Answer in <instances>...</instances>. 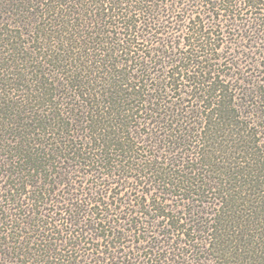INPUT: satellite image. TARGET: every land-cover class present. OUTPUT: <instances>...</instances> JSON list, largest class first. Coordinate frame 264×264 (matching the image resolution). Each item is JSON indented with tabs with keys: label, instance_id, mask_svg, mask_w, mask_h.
<instances>
[{
	"label": "trees",
	"instance_id": "obj_1",
	"mask_svg": "<svg viewBox=\"0 0 264 264\" xmlns=\"http://www.w3.org/2000/svg\"><path fill=\"white\" fill-rule=\"evenodd\" d=\"M0 264H264V0H0Z\"/></svg>",
	"mask_w": 264,
	"mask_h": 264
},
{
	"label": "rangeland",
	"instance_id": "obj_2",
	"mask_svg": "<svg viewBox=\"0 0 264 264\" xmlns=\"http://www.w3.org/2000/svg\"><path fill=\"white\" fill-rule=\"evenodd\" d=\"M220 40V39H219ZM220 42V41H219ZM225 48H227V49H225V50H229V48H230V44H227L226 45V47ZM251 64V63H250ZM252 65V64H251ZM27 67H29L28 65H26ZM246 66V68L245 67H243L244 69H245V72L248 74V79H250L251 81L252 80H254L259 74H257V72L252 68V67H249L248 65H245ZM251 74V75H250ZM250 75V76H249ZM244 76L245 77H247L246 75H245V73H244ZM261 75H259V78H257V80L258 79H260L261 80ZM263 80V79H262ZM117 191L115 190V193H116ZM133 194H135L134 192H132V195Z\"/></svg>",
	"mask_w": 264,
	"mask_h": 264
}]
</instances>
